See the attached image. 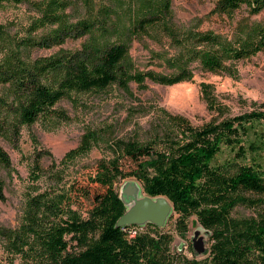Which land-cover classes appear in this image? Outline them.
I'll list each match as a JSON object with an SVG mask.
<instances>
[{"label":"trees","instance_id":"16d2710c","mask_svg":"<svg viewBox=\"0 0 264 264\" xmlns=\"http://www.w3.org/2000/svg\"><path fill=\"white\" fill-rule=\"evenodd\" d=\"M91 1L84 0L87 5ZM171 1L160 0L152 7L149 1V11L134 13L129 22L121 23L109 4L77 17L71 11L75 0H0V8L26 4L34 12L29 25L17 31L0 23V136L17 138L23 126L39 120H68L58 106L65 98L100 92L113 84L128 91L132 81L177 84L192 79L189 64L194 60L204 69L233 74L228 60L264 50L261 22L246 26L236 44L213 31L193 30L176 39L184 45L166 60L175 70H137L131 56L135 39L151 36L150 28L158 25L173 38L177 35L168 21ZM244 3L252 13L264 10V0H219L214 11L231 16ZM81 38L76 48L34 55ZM152 58L161 57L153 52ZM204 91L214 107L213 94ZM263 119V112L254 111L196 128L187 118L173 116L181 135L174 137L172 129L164 138L145 142L107 134L113 138L112 155L101 159L87 177L70 181L65 175L70 164L106 136L89 128L60 162L52 161L46 169L36 159L33 178L46 176L47 186L36 183L27 191L16 227H0L3 248L21 256L25 264H203L173 252L174 234L153 223L116 226L126 210L116 183L135 178L145 193L166 196L173 203L181 236L189 231L188 218L197 216L210 233V264H264L262 170L235 160L212 164L223 143L237 145V154H242L252 123ZM11 169V156L0 143V199L5 198L2 171ZM239 207L257 209V214L238 216Z\"/></svg>","mask_w":264,"mask_h":264},{"label":"rangeland","instance_id":"374dc122","mask_svg":"<svg viewBox=\"0 0 264 264\" xmlns=\"http://www.w3.org/2000/svg\"><path fill=\"white\" fill-rule=\"evenodd\" d=\"M149 1L152 7L158 5L160 0H92L88 5L84 0H75L71 11L80 17L95 11L94 6L99 8L109 4L114 7L119 21L125 23L129 22L130 15H141L149 11ZM218 1L172 0V13L168 15V21L176 31V37L173 38L165 32L163 26L158 25L150 28L151 36L135 39L131 46V56L136 69L158 73L175 70L166 64V60L179 54L184 44L176 39L185 38V34L190 31H213L235 43L241 31H246V26L257 22L264 24V10L252 13L249 5L244 3L233 15L228 16L214 11ZM33 14L26 4H9L0 8V23L17 31L29 25ZM241 27L244 30H240ZM83 40H70L61 46L43 48L35 51L34 55H49L61 47L76 48ZM153 52L159 53L161 58H152ZM227 64L233 66V74L204 69L199 60H194L189 64L194 73L192 79L177 84L166 85L151 80L139 84L132 81L128 91L113 84L100 92L81 93L75 99L65 98L58 106L67 112L68 120H39L33 125L23 126L17 138H10L9 134L1 135L0 143L11 156L12 169L2 171L5 198L0 199V227H16L21 221L27 191L33 190L36 183L41 184L42 188L47 186L46 176L38 180L33 178L36 159L46 169L52 161L60 162L69 150L79 145L89 128L101 130L100 133H106L107 137L103 135L89 152L70 164L65 173L66 179L70 181L77 177H87L101 159L112 155L110 140L113 138L107 134L113 135L114 139L145 142L152 138H164L172 129L174 137L181 135L171 120L173 116H183L199 128L211 121L221 122L245 113H264V50L249 58L228 60ZM205 89L213 94L214 107L209 105ZM252 125L249 135L242 141V154H237V145L223 143L212 164L228 160L256 164L264 174V119ZM251 143L254 147H251ZM134 179L127 178L116 183L119 192L122 193L126 183ZM136 187L134 190L138 197L143 196L142 183L137 182ZM235 214L256 215L257 209L239 207ZM177 216L173 213L162 227L164 231L174 234L172 251L190 259L196 258L203 264H210L207 252L211 243L210 233L199 223L197 216L192 215L188 218L189 231L185 237L181 236L175 227ZM146 229L152 230L150 227ZM198 241L203 252L195 247ZM0 264L25 262L21 256L7 253L0 239Z\"/></svg>","mask_w":264,"mask_h":264},{"label":"water","instance_id":"95a60500","mask_svg":"<svg viewBox=\"0 0 264 264\" xmlns=\"http://www.w3.org/2000/svg\"><path fill=\"white\" fill-rule=\"evenodd\" d=\"M137 179L128 181L122 193L119 192L120 198L126 206L124 214L118 219L116 226L136 224L145 226L153 223L162 228L166 224L168 218L174 213L173 203L163 195L151 196L144 191V195L138 197V193L134 190ZM144 190V189H143ZM202 238L199 240L201 242ZM195 243L198 251L203 252L200 242Z\"/></svg>","mask_w":264,"mask_h":264}]
</instances>
